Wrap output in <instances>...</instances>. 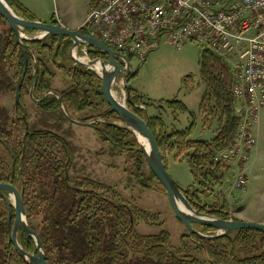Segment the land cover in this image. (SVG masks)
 Instances as JSON below:
<instances>
[{"label":"trees","instance_id":"obj_1","mask_svg":"<svg viewBox=\"0 0 264 264\" xmlns=\"http://www.w3.org/2000/svg\"><path fill=\"white\" fill-rule=\"evenodd\" d=\"M9 2L20 16L36 19L20 1ZM3 23L8 27L0 31V90L16 95L19 83L21 88L20 101L12 114L0 107L4 114L0 117V182L15 185L23 194L28 223L40 234L48 264H264L262 232L242 229L233 231L237 235L231 232L215 239L185 234L181 246L174 247L171 234L166 230L158 234L139 232L138 223L154 221L156 215L130 203L111 185L89 176H71L73 143L44 121L42 127L29 126L30 115L23 102L26 94L31 95L28 86L32 88L35 84L31 97L44 114L60 113L67 117L63 104L71 118L84 122L95 120L90 126L102 142L111 145L110 154H125L124 169L128 178L145 189L166 193L134 133L118 125L121 119L115 111L109 107L98 118H77L79 113L93 107L95 97L106 100L100 75L77 64L70 55L73 42L65 38L57 54V36L24 40L22 45L0 13V26ZM87 47L92 60L108 58L96 48ZM24 52L28 57L26 73ZM199 65L205 86L199 112L204 117V125L211 127L212 122L217 121L218 129L213 138H193L197 116L192 111L189 127L169 130L163 117H150L146 109L140 107V95L130 86L126 87L128 106L148 121L166 166L171 154L176 160L187 162L193 178L191 187L187 188L192 205L209 216L230 219L226 199L211 205L205 200L223 187L232 168L229 162L217 161L215 156L230 145L239 127L234 74L224 57L207 48L200 54ZM52 67L70 81L66 88L54 86L57 72ZM191 79H184V85L194 89ZM168 107L173 113L189 111L188 106L178 100L169 101ZM146 166L149 174L145 172ZM11 208L14 217L15 210ZM8 219L7 202L0 197V264H28L11 240ZM36 219H40L37 225ZM200 227L203 232L216 231L212 227ZM19 241L27 251H36L33 237L20 232Z\"/></svg>","mask_w":264,"mask_h":264},{"label":"rangeland","instance_id":"obj_2","mask_svg":"<svg viewBox=\"0 0 264 264\" xmlns=\"http://www.w3.org/2000/svg\"><path fill=\"white\" fill-rule=\"evenodd\" d=\"M89 1L24 0L41 21L59 22L61 20L64 23H73L83 17L88 10ZM6 27H8L6 23L1 24L0 31L6 30ZM25 35L32 38L40 36L41 32H27ZM204 49H206L205 46L196 42H186L181 49H177L167 41L166 36H162L160 47L152 50L146 58L141 59L135 56L130 58L132 71L136 72V74L128 78V86L139 93L140 107L146 109L148 116L163 117L169 130L173 128L183 130L189 127L193 120L190 113L192 111L197 116L194 135L202 137L205 134L204 130H202L204 126L211 132V134H208L210 135L209 137H212L218 129L217 121H213L211 127L208 124L204 125V117L199 113V103L205 91V86L200 78L199 57ZM70 55L72 56L71 51ZM73 55L78 59L91 60L85 47L76 48ZM52 70L57 72L54 86L59 89L66 88L70 84V81L55 67H52ZM186 78L188 80L193 79L195 84L194 89L185 87L184 79ZM31 89L28 86L27 91L31 93ZM113 93L115 96L117 95L116 97L120 101L125 102L127 105L129 104V93L125 87V78L122 75H120ZM102 98L99 96L95 97V101L92 103L93 107L79 113L77 118H98L109 110L110 106L106 98V101ZM174 100L185 103L189 111H177L173 113V110L168 107V102ZM23 102L30 115L29 126L42 127V121H44L46 124L51 125L53 130L58 131L73 143L74 169L70 173L71 176H89L115 187L127 201L157 216V219L154 221H140L138 223L139 232L142 234H158L166 230L171 234L173 246H181L183 235L189 234V231L186 225L177 217L167 193L145 189L138 182L131 181L124 169L125 154L111 155V145L102 142L90 124L74 123L60 113L48 116L40 110L37 103H34L31 95L26 94ZM16 104L15 93L0 90V107H3L5 110L7 109L12 114ZM263 112L264 109L260 112L259 116ZM2 116L4 114L0 112V117ZM261 127L264 134V125L262 124ZM258 142L260 147L259 153L256 155L253 148L250 158L243 168L245 171V167L249 163L255 164L258 169L257 175L253 176L252 173L248 175L245 172L248 177L250 176L249 183L246 188L237 189L234 186V182L239 169L235 166L233 168L235 172L228 176L223 187L217 188L205 200L207 204L211 205L218 200L223 201L226 199L230 207V216L235 217L239 215L240 211L245 208L251 215H258L264 218V140L260 141L259 139ZM167 167L174 179L182 187L186 189L191 187L193 178L185 160H176L175 155L171 154L168 156ZM149 171V167L146 166L145 172L149 174ZM39 220L36 219L35 225L39 223ZM195 227L203 232L202 227L199 225H195ZM215 233L216 231H204V234L208 235ZM232 234L237 235V232H233ZM186 241L191 243L188 239ZM201 257L204 258L203 255Z\"/></svg>","mask_w":264,"mask_h":264},{"label":"built area","instance_id":"obj_3","mask_svg":"<svg viewBox=\"0 0 264 264\" xmlns=\"http://www.w3.org/2000/svg\"><path fill=\"white\" fill-rule=\"evenodd\" d=\"M79 28L129 59L146 58L162 36L177 49L196 42L224 57L234 74L240 122L215 159L238 167L234 186L246 188L243 168L264 109V0H90Z\"/></svg>","mask_w":264,"mask_h":264},{"label":"water","instance_id":"obj_4","mask_svg":"<svg viewBox=\"0 0 264 264\" xmlns=\"http://www.w3.org/2000/svg\"><path fill=\"white\" fill-rule=\"evenodd\" d=\"M0 13L9 23L10 27L15 32L19 42L22 45L24 44V40H45L51 36H57L58 42L55 52L57 54L61 43L65 38H68L73 42V47L71 49L73 59L77 64H82L87 68L96 71L100 75L102 79V92L110 108L115 111L121 119V123L118 125L127 127L134 133L142 152L147 158L149 166L165 187L171 206L173 207L177 217L186 225L190 235L196 234L203 238L215 239L224 235H228L233 231L242 229H252L264 233V224L262 223L235 219L233 216H231L230 219L212 217L197 210L192 205L188 199L187 189L182 187L174 179L168 167L166 166L157 139L150 128L148 121L139 116L136 112L132 111L125 102L120 101L113 93V89L120 75L125 78V87H128V74H136V72L132 71L130 59L128 57L107 46L99 39L87 35L81 28H70L55 22H43L39 19L24 18L14 10L9 0H0ZM29 30L41 32V35L32 38L27 37L25 33L31 32ZM82 44L96 48L100 52L108 55V58L94 60L91 59L88 62L78 59L75 55H73L74 50H76V48ZM24 56L26 73L28 67V57L26 52H24ZM123 60L125 63L124 65ZM98 62L102 63V73L94 68V65ZM34 87L35 84L31 89L32 97ZM20 88L21 83H19L16 88V103L20 101ZM48 93L56 92L49 91ZM59 99L61 100L60 96ZM62 110L64 111L65 115L69 117V119L74 123L91 124L93 121H95L81 122L71 118L63 104ZM24 119H26L25 116ZM136 131L148 139L150 146L149 151L136 136ZM0 197H2L7 202L9 209L8 228L10 237L21 257L28 264H48L46 259V251L40 234L28 223L23 194L15 185L7 182H0ZM11 206H13L15 210L14 219ZM195 225L212 227L216 230V233L211 235L204 234V232L199 231ZM20 232H24L34 238L36 243V251L34 253L24 249L19 241Z\"/></svg>","mask_w":264,"mask_h":264},{"label":"crops","instance_id":"obj_5","mask_svg":"<svg viewBox=\"0 0 264 264\" xmlns=\"http://www.w3.org/2000/svg\"><path fill=\"white\" fill-rule=\"evenodd\" d=\"M20 1L22 4H24L28 9L29 11L35 16L36 19H39L36 17V14L31 10V8L24 2V0H18ZM88 13V10L86 11V13L84 14L83 17H81L78 21L76 22H73V23H70V22H66L64 23L67 27H71V28H77L81 22L84 20V18L86 17ZM40 20V19H39ZM80 47H85L87 48V45L86 44H82L81 46H79L78 48ZM200 113V112H199ZM263 116H264V112L259 116V119L255 125V134H256V138H257V142H256V145L254 147V152H256L255 154L257 155L259 153V150H260V147H259V139L260 141H263L264 140V134H263V128L261 127L262 124L264 125V119H263ZM202 130H204V135H202V137H197L196 135H193L194 138H202V139H206V140H209L211 138H213L215 136V134H213L212 137H209L210 135L208 134H211V132L206 129L204 126L202 128ZM233 172H235V170L233 168H231V170L228 172L227 174V179H228V176L230 174H232ZM245 172L250 175L252 173L253 176H256L257 175V172H258V169L256 167V165L252 164V163H249L247 167H245ZM250 177V176H249ZM235 219H241V220H247V221H257V222H260V223H264V218H261L259 217L258 215H251L249 212H247L245 210V208H243V210L240 211V214L235 216L234 217Z\"/></svg>","mask_w":264,"mask_h":264},{"label":"bare ground","instance_id":"obj_6","mask_svg":"<svg viewBox=\"0 0 264 264\" xmlns=\"http://www.w3.org/2000/svg\"><path fill=\"white\" fill-rule=\"evenodd\" d=\"M82 60V59H80ZM84 61V60H82ZM85 62H88L87 60ZM94 68L99 71L100 73H102L103 71V66L101 62H98L94 65ZM117 96V95H116ZM136 136L138 137V139L140 140V142L145 146V148L149 151L150 146H149V142L148 139L145 138L142 134H140L139 132L136 131ZM181 204V203H180ZM182 205V204H181Z\"/></svg>","mask_w":264,"mask_h":264},{"label":"flooded vegetation","instance_id":"obj_7","mask_svg":"<svg viewBox=\"0 0 264 264\" xmlns=\"http://www.w3.org/2000/svg\"><path fill=\"white\" fill-rule=\"evenodd\" d=\"M59 22L62 24V25H64V26H66L61 20H59ZM59 22H56L57 24H60ZM67 27V26H66ZM71 28V27H70ZM79 28V27H78ZM86 50H87V54H90L89 52H88V47L86 48ZM101 56H99V57H96V58H100ZM103 58H104V56H103ZM80 59H82V60H84V61H86V59H84V58H80ZM125 63L123 62V65H124ZM132 76V74L131 73H129L128 74V76H127V78H129V77H131Z\"/></svg>","mask_w":264,"mask_h":264}]
</instances>
